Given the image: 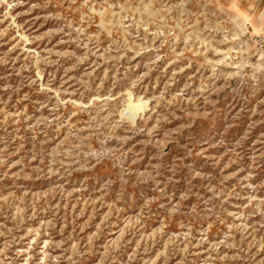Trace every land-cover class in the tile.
<instances>
[{
    "label": "rangeland",
    "instance_id": "1",
    "mask_svg": "<svg viewBox=\"0 0 264 264\" xmlns=\"http://www.w3.org/2000/svg\"><path fill=\"white\" fill-rule=\"evenodd\" d=\"M0 264H264V0H0Z\"/></svg>",
    "mask_w": 264,
    "mask_h": 264
},
{
    "label": "bare ground",
    "instance_id": "2",
    "mask_svg": "<svg viewBox=\"0 0 264 264\" xmlns=\"http://www.w3.org/2000/svg\"><path fill=\"white\" fill-rule=\"evenodd\" d=\"M253 3V2H252Z\"/></svg>",
    "mask_w": 264,
    "mask_h": 264
}]
</instances>
